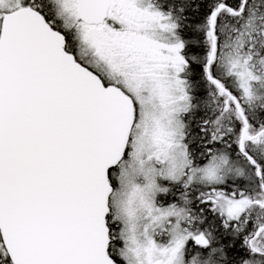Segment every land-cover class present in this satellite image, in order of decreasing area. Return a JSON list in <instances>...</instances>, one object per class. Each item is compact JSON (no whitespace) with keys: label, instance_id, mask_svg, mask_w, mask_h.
Here are the masks:
<instances>
[{"label":"snow or ice","instance_id":"snow-or-ice-1","mask_svg":"<svg viewBox=\"0 0 264 264\" xmlns=\"http://www.w3.org/2000/svg\"><path fill=\"white\" fill-rule=\"evenodd\" d=\"M0 264H264V0H0Z\"/></svg>","mask_w":264,"mask_h":264}]
</instances>
